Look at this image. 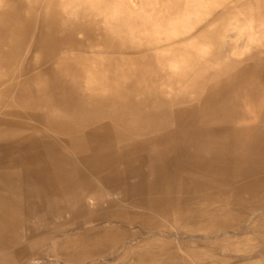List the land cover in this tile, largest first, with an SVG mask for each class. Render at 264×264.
<instances>
[{"label":"bare ground","instance_id":"obj_1","mask_svg":"<svg viewBox=\"0 0 264 264\" xmlns=\"http://www.w3.org/2000/svg\"><path fill=\"white\" fill-rule=\"evenodd\" d=\"M0 264H264V0H0Z\"/></svg>","mask_w":264,"mask_h":264}]
</instances>
